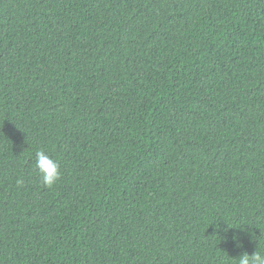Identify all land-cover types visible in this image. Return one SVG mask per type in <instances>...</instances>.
Segmentation results:
<instances>
[{
    "label": "trees",
    "instance_id": "16d2710c",
    "mask_svg": "<svg viewBox=\"0 0 264 264\" xmlns=\"http://www.w3.org/2000/svg\"><path fill=\"white\" fill-rule=\"evenodd\" d=\"M255 251L264 0H0V264Z\"/></svg>",
    "mask_w": 264,
    "mask_h": 264
},
{
    "label": "clouds",
    "instance_id": "9594fccd",
    "mask_svg": "<svg viewBox=\"0 0 264 264\" xmlns=\"http://www.w3.org/2000/svg\"><path fill=\"white\" fill-rule=\"evenodd\" d=\"M35 168L41 177V182L45 187H52L60 178V164L53 159L45 150L36 152ZM18 186H22V178L16 181ZM238 264H264V255L255 251L252 254L244 252L239 256Z\"/></svg>",
    "mask_w": 264,
    "mask_h": 264
}]
</instances>
